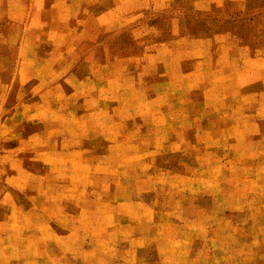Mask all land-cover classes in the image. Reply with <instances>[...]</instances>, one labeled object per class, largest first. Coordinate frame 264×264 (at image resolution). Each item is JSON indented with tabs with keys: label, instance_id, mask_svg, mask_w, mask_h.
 Masks as SVG:
<instances>
[{
	"label": "crops",
	"instance_id": "1",
	"mask_svg": "<svg viewBox=\"0 0 264 264\" xmlns=\"http://www.w3.org/2000/svg\"><path fill=\"white\" fill-rule=\"evenodd\" d=\"M186 10L0 0V264H264V19Z\"/></svg>",
	"mask_w": 264,
	"mask_h": 264
},
{
	"label": "rangeland",
	"instance_id": "2",
	"mask_svg": "<svg viewBox=\"0 0 264 264\" xmlns=\"http://www.w3.org/2000/svg\"><path fill=\"white\" fill-rule=\"evenodd\" d=\"M169 1V5L173 6H188L189 10H186L188 13H183V16H196L198 17H205L211 20L210 24H207L206 31H214L215 33H232L237 35L241 38V36L250 38L254 36H258L259 32L257 31L258 26L260 23H256V26L253 28H246L245 26H241V19L250 17L253 14V11L249 14L247 10L241 9V5L236 0H221V1H214L208 11H201L197 10L194 6L200 0H166ZM206 1V0H204ZM259 16V15H258ZM200 18L198 22L194 25L192 24L193 28H199L203 24L200 22ZM259 20V18H258ZM257 20V21H258ZM200 24V25H199ZM248 40V39H247Z\"/></svg>",
	"mask_w": 264,
	"mask_h": 264
},
{
	"label": "trees",
	"instance_id": "3",
	"mask_svg": "<svg viewBox=\"0 0 264 264\" xmlns=\"http://www.w3.org/2000/svg\"><path fill=\"white\" fill-rule=\"evenodd\" d=\"M250 12L252 11H247L248 14ZM262 19H264V11L258 12L253 10V14H251L250 17L246 16V18L241 19V26H245L246 28H250V27L253 28V26H256V23H259L260 21H262Z\"/></svg>",
	"mask_w": 264,
	"mask_h": 264
}]
</instances>
